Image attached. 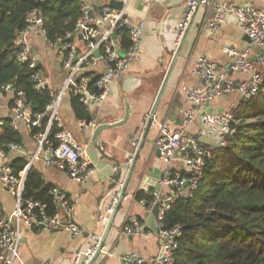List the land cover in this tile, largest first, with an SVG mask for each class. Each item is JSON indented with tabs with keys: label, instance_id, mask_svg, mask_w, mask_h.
<instances>
[{
	"label": "crops",
	"instance_id": "obj_1",
	"mask_svg": "<svg viewBox=\"0 0 264 264\" xmlns=\"http://www.w3.org/2000/svg\"><path fill=\"white\" fill-rule=\"evenodd\" d=\"M216 1L250 3L264 11V0ZM91 2L98 7L101 5L97 0ZM186 3L187 0H160L151 8L135 6L130 10L134 19L144 24L141 59L131 64L128 73L121 80L111 84L104 101L88 108L92 122L98 125L102 121L112 123L123 118L129 104L131 117L126 124L102 131L95 140L93 137L97 125L93 127L85 120H77L71 106V97L67 94L62 96L59 109L61 121L73 140L85 147L95 169L85 181L72 180L60 167L47 164L44 153L39 151L38 137L30 134L31 127L26 122L18 121L16 129L22 133V149H8L7 163L10 164L17 157H25L26 176L33 167L52 188L59 189L68 198L76 201L74 219L83 228V234L72 236L64 230L47 232L37 226L29 228L23 225L15 264H71L73 255L78 250L86 249L94 234L102 235L104 245L101 252L88 264H123L122 256L133 251L143 255L147 263L151 264V258L161 254L156 213L149 211L150 203L143 204L136 197L140 191L150 192L152 195L160 191L164 197L170 192L169 186L163 183L169 164L155 147L158 123L168 121L173 129L180 127L182 111L190 107L182 86H202L201 80L194 73L200 55L227 68L233 57L226 52V45L243 48L249 43L234 15H228L220 29L212 31L208 25H204L203 20L206 15L213 16L215 10L199 6L191 19L192 23L154 118L149 122L155 99L180 43L178 27ZM80 39L79 49L83 50L85 43ZM31 44L46 87L53 98L58 97L65 78L58 49L48 45L45 38L37 34H31ZM255 56L256 52H253L251 59L255 60ZM103 68V64L99 62L96 71H103ZM256 70L263 72L257 65ZM230 76L236 81H243L250 78V73L232 72ZM230 97L217 99L211 108L217 111L228 109L232 102H238L240 98L238 94ZM12 98L11 92L0 96L5 105H10ZM7 113L9 111L1 110L0 117L6 115V118L12 119ZM200 128L201 123L197 121L190 128V132L196 134ZM204 143L211 146L214 144L207 139H204ZM183 161L184 155L176 156L171 164L172 169H182ZM122 190L123 198L120 201L119 196L118 199L120 205L117 204L113 210L108 211L113 197L121 195ZM15 206V196L0 178V209L11 215ZM132 219L145 223L148 232L141 236L120 234L121 226Z\"/></svg>",
	"mask_w": 264,
	"mask_h": 264
},
{
	"label": "built area",
	"instance_id": "obj_2",
	"mask_svg": "<svg viewBox=\"0 0 264 264\" xmlns=\"http://www.w3.org/2000/svg\"><path fill=\"white\" fill-rule=\"evenodd\" d=\"M80 1L82 15L76 23L75 30L58 38L56 43L47 38L43 27V16L36 9L28 14L27 25L15 40L19 48L16 60L27 62L34 69L38 67V61L33 52L31 34L42 35L48 45L58 49L65 78L58 97H54L48 104L46 114H37V119L33 121L30 106L25 100L23 91H18L15 96L13 94L12 105L9 103L5 105L0 100V111L3 109L9 111L8 116H12L10 126L14 129L18 128L19 120L31 126L38 124L41 118L47 117L45 132L37 135L39 151L44 153L47 164L60 167L77 182L85 181L95 169L91 165L85 147L73 140L61 121L59 111L61 98L65 94L70 97L77 96L87 108L104 101L111 84L121 80L128 73L131 64L141 59L144 24L142 21L135 20L130 10L135 6L151 8L160 0H97L101 4L100 7L94 5L91 0ZM111 1L121 2L122 7H113ZM198 5L215 10L213 16L206 15L203 20L204 25H208L212 31H218L226 17L234 15L242 32L249 38V43L243 48L226 45V52L233 57L227 68L200 55L194 73L201 80L202 86L189 87L185 84L182 86L181 89L186 93L190 107L182 111L180 127L173 129L168 121L158 123L159 132L155 147L169 164L163 183L169 186L170 192L165 197L160 191L154 192L153 199L148 205L149 211H154L155 207H158L156 227L163 252L162 256L152 257L151 264H174L176 249L179 245L178 237L181 236L183 227L177 224L166 228L165 214L177 197H193L202 178L206 158L212 154V146L227 144V136L231 132L232 124L236 121L232 110L237 102H232L228 109L221 112L213 108L208 110L206 105H212L217 99L232 94L249 99L264 92V74L256 70L257 65L264 71V11L250 3L187 0L183 18L178 27V41L181 40ZM124 31L129 39L127 47H123L121 42ZM114 34H116L115 37ZM79 38L85 43L83 50L79 49ZM96 50L100 51V56L94 55ZM253 52H256L255 60L251 59ZM99 62L103 64V71H96ZM230 70L236 73H250V78L236 81L230 76ZM33 80L37 87H46L40 69L33 74ZM11 88L10 84L0 87V96L3 93H13ZM5 121L6 115L1 116L0 135ZM197 121L201 123V128L196 134L191 133L190 128ZM54 124L60 128L56 134L58 139L56 147L48 141L49 132ZM88 124L93 127L97 125L94 121ZM204 139L214 144L206 145ZM7 146L11 150L22 149L21 144L15 142H10ZM178 155H184L183 168L174 170L171 164ZM7 157V151L0 147V178L10 193L15 196L16 206L11 215L3 213L0 209V263L15 264L23 225L29 228L43 226L47 232L64 230L72 236L82 235L83 228L74 219L76 201L68 198L59 189L52 188L50 194L55 211L49 213L45 203L32 198H23L26 170L16 175L11 165L7 163ZM119 196L113 197L108 205V211L117 206ZM141 202L146 204L144 200ZM147 232V225L137 219L125 222L120 229V234L124 236H141ZM90 240L86 249L78 250L73 255L71 264H88L95 257L103 237L94 234ZM122 262L123 264H148L146 258L135 251L123 255Z\"/></svg>",
	"mask_w": 264,
	"mask_h": 264
},
{
	"label": "trees",
	"instance_id": "obj_3",
	"mask_svg": "<svg viewBox=\"0 0 264 264\" xmlns=\"http://www.w3.org/2000/svg\"><path fill=\"white\" fill-rule=\"evenodd\" d=\"M42 1L0 0V87L10 84L14 96L24 92L33 121L37 114H46L53 97L49 88L37 87L33 80L40 66L34 69L16 60L19 48L15 40L32 10L42 14L47 38L53 43L74 31L82 15L80 0ZM121 42L123 47L129 44L125 31ZM71 106L77 120L92 121L89 109L77 96H71ZM232 111L236 121L227 144L212 146L193 197H177L165 214L166 228L177 224L183 227L174 264H264V92L248 100L238 98ZM42 119L30 126L32 136L45 132L47 119ZM5 122L0 147L8 151L10 142L21 144L23 139L20 130L10 126L11 118ZM59 131L54 124L48 135L54 147ZM26 163L25 157L10 161L16 175ZM24 185L23 198L41 201L49 213H54L50 194L53 186L39 171L30 168ZM136 197L149 204L153 195L140 191Z\"/></svg>",
	"mask_w": 264,
	"mask_h": 264
},
{
	"label": "water",
	"instance_id": "obj_4",
	"mask_svg": "<svg viewBox=\"0 0 264 264\" xmlns=\"http://www.w3.org/2000/svg\"><path fill=\"white\" fill-rule=\"evenodd\" d=\"M39 1L42 2V3L44 2V1H42V0H39ZM111 5H112L113 7H115V8H121V7H122V3H121V2H118V1H111ZM198 7H199V5L197 6L196 10L198 9ZM191 23H192V20L190 21L188 27L185 29V31H184V33H183V36H182V38H181V40H180V43H179V45H178V47H177V50H176V52H175V54H174V56H173V58H172V60H171V63H170V65H169V67H168V70H167V72H166V74H165V77H164V79H163L162 85H161V87H160V89H159V92H158L157 97H156V99H155V102H154L153 108H152V110H151L150 117H149V122L153 120L154 115H155V113H156V111H157L158 105H159L160 100H161V98H162V96H163V94H164V90H165L166 85H167V83H168L169 77H170V75H171V73H172V71H173V69H174V66H175L176 60H177V58H178V55H179L180 50H181V48H182V44H183V42H184V40H185V38H186V35H187V33H188V30H189V27H190ZM113 36L115 37L116 34H114ZM245 36H246V35H245ZM245 38L247 39V41H249V38H248L247 36H246ZM94 55H95V56H100V51H99V50H96V51L94 52ZM229 65H230V64H229ZM228 67H229V66H228ZM230 73H232L231 70H230ZM11 89H12V88H11ZM230 98H231V97L228 96V99H230ZM245 99L248 100V98H245ZM127 105H128V106H127V108H126V111H125V114H124L123 118H121V119H116V120L113 121L112 123H108L107 121H102L101 123H99V124L97 125V127H96L95 130H94V137H93L95 140L99 137V135L102 133V131H104V130H106V129H108V128H112V127H120V126H122V125H124V124H126V123L128 122V120H129L130 117H131V108H130V105H129V104H127ZM206 106H207V109H208V110L211 109V105L207 104ZM218 110L221 111L222 109H218ZM46 118H47V117L45 116V117L42 119V121L46 120ZM123 195H124V190H122V192H121V195H120V201L122 200ZM119 205H120V204H118V206H119ZM157 211H158V207H155L154 212H155L156 214H157ZM40 228H43V226H40ZM103 245H104V239L102 240V242H101V244H100V247H99V250L97 251V254H96L95 256H97V255L101 252V248L103 247ZM162 253H163V252L161 251L160 256H162ZM91 262H92V261H91ZM91 262H90V263H91ZM90 263H89V264H90Z\"/></svg>",
	"mask_w": 264,
	"mask_h": 264
},
{
	"label": "rangeland",
	"instance_id": "obj_5",
	"mask_svg": "<svg viewBox=\"0 0 264 264\" xmlns=\"http://www.w3.org/2000/svg\"><path fill=\"white\" fill-rule=\"evenodd\" d=\"M260 68H261V67H260ZM261 70H263V69L261 68ZM235 98H237V96H236Z\"/></svg>",
	"mask_w": 264,
	"mask_h": 264
}]
</instances>
